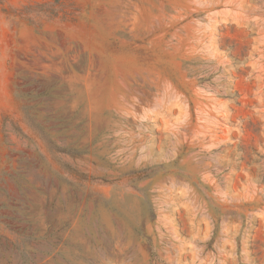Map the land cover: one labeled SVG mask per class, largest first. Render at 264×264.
<instances>
[{"label": "rangeland", "instance_id": "rangeland-1", "mask_svg": "<svg viewBox=\"0 0 264 264\" xmlns=\"http://www.w3.org/2000/svg\"><path fill=\"white\" fill-rule=\"evenodd\" d=\"M0 264H264V0H0Z\"/></svg>", "mask_w": 264, "mask_h": 264}]
</instances>
